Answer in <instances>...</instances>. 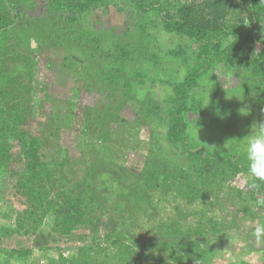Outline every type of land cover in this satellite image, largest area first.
<instances>
[{"label":"trees","instance_id":"16d2710c","mask_svg":"<svg viewBox=\"0 0 264 264\" xmlns=\"http://www.w3.org/2000/svg\"><path fill=\"white\" fill-rule=\"evenodd\" d=\"M126 1L138 12V27L146 37L150 39L153 35L152 27H162L165 32L184 39L192 54H182L186 49L182 43L166 53L172 59L182 60L186 71L182 79L162 80L170 85L164 102L152 94L137 96L138 88L131 77L133 72L137 76L148 75L150 68L156 69L162 63L158 53L149 52L151 40L146 48L143 45L138 49L126 43L123 47V43L117 41L113 49L105 47L110 58L106 62H99V53L90 55L94 58V66L88 67L86 77H93L100 86L109 89L111 97H123L138 105L135 120L129 122L130 126L127 125L122 136L136 142L142 125L151 128L150 148L139 171H126L118 164L123 170L114 172L115 156L104 155L110 177L116 175L119 178H114L116 187L112 188L118 208L109 212V208H103L104 203L93 187V179L100 175L96 172V163L84 166L82 179L76 181L74 187L70 186L71 178L69 182L68 178L59 181V168H66L70 160L65 157L54 161L40 136L25 128L26 98L18 89L17 73L10 66L11 61L21 57L18 42L11 33L14 17L8 0H0V183L2 178L9 176V161L13 157L11 146L16 143L21 147L23 163L22 169L14 173L15 188L31 203L20 213L15 224H0V264H15L13 259L27 249L31 254L34 249L43 252L45 264H195L196 260L199 264H211L219 255L222 244L230 240L227 232L230 224L227 225L223 218L208 215L203 209L200 213V209L197 210L195 220H189L187 211H181L167 222L152 223V233L148 236L134 234L131 229H119L115 218H119L126 207L146 212L149 222L152 218L148 215L149 210L155 208L154 189L160 185L166 190H174L176 200L183 197L192 201L202 198L215 186L220 188L231 183L240 174L248 175L243 154L237 146L218 149L199 141L191 133L193 125L189 114L209 110L212 121L219 122L236 119L233 109L238 102L249 106L264 105V0ZM108 4L110 0H49V10L58 14L51 32L58 46L65 40L89 43L101 52L104 34L83 28L81 20L90 9ZM245 19L249 20L247 25L243 23ZM22 33L26 34L25 31ZM31 48L27 43L28 54L32 52ZM219 68L221 72L228 70L237 76L238 83L232 88L234 95L239 94L236 99L228 100L224 97L225 92L220 93L214 88L207 92L208 85L201 80H213L217 85L215 72ZM198 88L203 94L200 97L193 95ZM204 95L211 98L206 106ZM74 108H69L67 117L59 122L61 126L73 128L77 124ZM93 111V108L85 111L80 130L81 139L90 141L81 149L85 156L92 148L91 143L97 148L108 145L106 129L97 125L96 133L90 134ZM199 123L196 122V126ZM128 148L131 151L135 147ZM250 182V199L255 204L264 201V181L251 178ZM237 192L242 194L241 190ZM147 206H151L149 210ZM258 206L262 208L264 204ZM1 212L2 209L0 216ZM85 225L94 234L88 242L82 240L79 243L74 232ZM100 227H107L104 235L98 233ZM53 234L61 236L55 241L59 243L65 239L66 245L55 242L58 245L46 246L47 238ZM13 236L20 239L38 237L37 245L32 250L24 243L14 247L5 245L7 238ZM51 249L58 250L57 254L46 253ZM31 257H26L23 264H40L32 262ZM240 264L255 263L242 260Z\"/></svg>","mask_w":264,"mask_h":264},{"label":"rangeland","instance_id":"374dc122","mask_svg":"<svg viewBox=\"0 0 264 264\" xmlns=\"http://www.w3.org/2000/svg\"><path fill=\"white\" fill-rule=\"evenodd\" d=\"M48 5L49 0H8V7L14 17L11 33L14 41L18 42V53L21 55V57L18 55L20 59L16 57L17 59L11 61L10 66L17 73L18 89L26 98L25 128L40 136L44 148L48 154L50 152L54 161L65 157L70 160L66 168H59L60 171L57 172L59 181L68 178L69 182L71 178L70 186L74 187L76 181L80 182L82 179L80 175L85 171L84 166L96 163V172L100 174L92 181L93 187H96V195L104 203V209L109 208V212L116 211L118 207L115 196L112 194L114 190L112 188L116 187L114 178L118 180L119 178L116 175L110 177L109 165L104 161V155L110 153L115 156L117 165L114 172L123 170L118 167V164H121L126 171H139L150 148L148 141L151 128L142 125L139 140L136 142L122 136L127 125L130 126L129 122L135 120L138 105L135 101L126 100L123 97H111L109 89L100 86L93 77H86L85 72L88 67L94 66V64L92 66L94 58L90 55L99 53V62H106L110 58L105 47L113 49L117 41L123 43V47L126 43L138 49L143 45L146 48L147 42L151 40L152 45L149 52L158 53L162 57V63L156 69L150 68L148 75L137 76L133 72L131 77L138 88L137 96L152 94L162 102L170 90V85L162 80L182 79L186 71V65L182 60L172 59L166 53L170 48H176L181 43L186 48L187 43L184 39L165 32L162 27H152L153 35L149 39L139 30L138 12L134 6L126 0H110L108 5L90 9L81 20L83 28L96 29L104 34L101 52L89 43L80 44L65 40L62 41L61 46H58L51 34L58 14L50 11ZM23 31L26 34L23 35ZM27 43L32 46L30 54H28L29 49L25 50ZM182 54L191 56L192 50L186 48ZM220 69L215 72L217 85L213 80L206 81L203 78L201 81L205 83V86L208 85L207 92L214 88L220 93L225 92L226 99L234 100L239 94L234 95L232 88L237 85L238 78L230 74L228 70L221 72ZM140 77H143L140 79L143 83L138 82ZM193 95L200 97L203 94L199 93L198 88ZM204 96L206 106L211 98ZM71 107H75L77 124L73 128L63 124L61 126L59 122L67 117L65 115ZM88 108L94 109L90 121L92 125L90 134H93L92 131L96 133V128L100 126L109 132V137L106 147L97 148L91 143L92 148H89L85 156L81 149L84 146L86 148L90 141L81 139L80 130ZM241 109H247L249 114L241 115ZM233 112L236 115L235 120L219 122L212 121L209 110L189 114V121L193 125L191 133L211 148L225 149L233 145L238 148L239 141L237 140L225 144L229 140L241 139L248 134L253 122L264 120V105L249 106L238 102ZM196 122H200V125L196 126ZM105 124L107 126H103ZM128 146L135 148L129 151ZM11 154L13 157L9 161L10 170L7 172L9 176L2 178L0 183V209H2L0 224L2 226L15 224L20 213L31 204L26 197L18 194L15 188L14 173L22 169L23 163L21 147L12 143ZM72 158L79 161L74 162ZM250 181L251 178L248 175L240 174L231 183L227 182L220 188L215 186L202 198L192 201L183 197L176 200L174 190H166L160 185L161 187L154 189L156 191L152 198L155 208L149 210L151 206H147V210L150 211L148 215L152 216L149 222L145 217L146 212L142 213L126 207L124 210L119 207L123 211L120 212L119 218H115L116 226L121 230L131 229L134 234L148 236L152 233V223L159 225V222H167L178 213L181 214V211H187L189 214L187 218L195 220L198 215L197 210L200 209V213L203 209L208 215L221 220L223 218L225 222L227 221V225L230 224L227 226V232L231 236L230 240L222 244L219 255L213 259L211 264H240L242 260L263 264L264 238L256 239L252 232L257 226L264 224V207H259L250 199L252 192ZM237 190H241L242 194ZM107 230V227H100L98 233L104 235ZM93 234L90 227L85 225L74 232V237L79 239V243L82 240L88 242ZM57 237L61 236L53 234L48 237L46 246L58 243L55 241ZM37 238L20 239L13 236L7 238L5 245L14 247L16 244L24 243L32 250L37 245ZM64 242H66L65 239L59 241L58 244L65 246ZM57 252L58 250L51 249L46 253L56 255ZM43 254L38 249H34L31 254V251L27 249L24 253L17 255L13 262L23 264L26 257L31 255L32 262L45 264L46 260L41 256Z\"/></svg>","mask_w":264,"mask_h":264},{"label":"clouds","instance_id":"9594fccd","mask_svg":"<svg viewBox=\"0 0 264 264\" xmlns=\"http://www.w3.org/2000/svg\"><path fill=\"white\" fill-rule=\"evenodd\" d=\"M243 23L247 25L249 20L245 19ZM240 114L248 115L249 112L247 109H241ZM234 140L239 141L238 151L243 154L248 175L254 181H264V120L253 122L247 135L241 139L229 140L225 145ZM258 204H264V201H258ZM252 235L256 239L264 238V224L257 226ZM195 264H199V260H196Z\"/></svg>","mask_w":264,"mask_h":264}]
</instances>
